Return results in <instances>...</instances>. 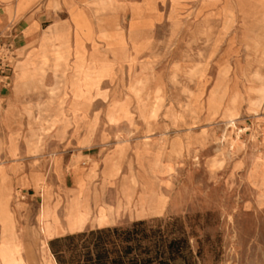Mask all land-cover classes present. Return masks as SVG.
I'll return each mask as SVG.
<instances>
[{
	"label": "rangeland",
	"instance_id": "1",
	"mask_svg": "<svg viewBox=\"0 0 264 264\" xmlns=\"http://www.w3.org/2000/svg\"><path fill=\"white\" fill-rule=\"evenodd\" d=\"M73 1L77 10L84 0ZM117 1L112 19L89 14L93 32L73 9L38 16L39 29L61 21L74 35L69 57L55 73L51 60L41 64L44 48L36 36L28 51H18L16 92L33 94L26 105L40 108L32 116V106L24 105L28 127L19 134L17 158H9L0 143V167L9 173L3 184L12 192L9 208L21 244H6L13 239L0 211V264H44L39 224L50 218L38 222L42 198L32 189L17 193L16 178H30L43 162L49 207L62 220L67 192L74 188L67 168L74 160L86 177L80 198L99 201L115 223L56 239L86 234L93 244L100 231L141 223L151 237L141 246L163 252L166 264H264V98L256 93L264 89V31L242 18L235 0ZM250 1L264 10V0ZM111 21L119 35L97 36ZM3 27L0 36L9 26ZM39 81L36 93L26 89ZM43 109L55 111L39 123ZM82 114L93 125L89 147L80 145ZM230 114L236 129L228 125ZM4 137L0 132V142ZM117 143L119 174L86 184L103 174ZM53 156L64 164L60 175L49 165ZM151 200L154 206H147ZM51 241L44 249L48 262L57 264ZM82 241L74 242L78 250ZM63 244L65 264H77Z\"/></svg>",
	"mask_w": 264,
	"mask_h": 264
},
{
	"label": "crops",
	"instance_id": "2",
	"mask_svg": "<svg viewBox=\"0 0 264 264\" xmlns=\"http://www.w3.org/2000/svg\"><path fill=\"white\" fill-rule=\"evenodd\" d=\"M57 1L59 4V7L60 8L62 7V9H64L62 5V0H57ZM15 2L16 0H12L10 6L8 7L5 4V2L0 1V34H2L1 25L4 26L3 28L9 26L8 28H5L6 31L4 33V36L10 32L11 36L14 38V43H15V48H16V61L13 66V73H12V79H11V85H10L11 91H9L10 87L9 88L0 87V132L6 134V137H4L3 142L1 141L0 143L2 144L1 146H4L5 148V154L11 159L17 158L18 156L17 155L18 154L17 144L21 140L20 139L21 135L19 136V134H22L25 131L26 127H28V116L26 114L24 105H26L25 101L28 100L27 97H30L33 95V94H30L24 97L22 94H18L16 92V87L13 81V74H14V69L19 61L18 51L20 50L28 51V49L33 45V42L35 41L36 33L35 32L31 33L29 30L33 26H36L39 28V25H38L39 17L38 16L41 14L42 15H54L58 11V9L46 7V0H25L24 1L25 4H28V5H26V8H24V10H22L19 15H16L15 9H14ZM39 31H42V30L39 29ZM84 49H85V45H84ZM85 55L87 56L86 49H85ZM26 106L29 109L32 106L31 108L32 116H33V112H36L37 114V111L33 105L27 104ZM52 111H55V110H50V109L41 110V114L38 117L40 118L38 119L39 123L42 121V118H48L49 116H51ZM80 117H81V121L83 122L81 126L84 129V133L80 138V145L83 147H89L90 143L92 142L93 125L87 124L86 122L83 121L85 117L84 114H82ZM35 124H38V123L35 122ZM12 132L15 133V136H13L12 145H10L8 136ZM117 144L121 145V143H117ZM114 146H116V144ZM100 162H101V159H100ZM46 164L48 165V163L45 162V167L47 166ZM76 164H77V161L74 160V161H71L67 167V168H70V176H71V180L74 185V188L69 189L67 192L68 199L65 201L64 206H63L62 220L60 216L55 212V210L49 207L50 192L44 180L43 162L39 163L38 165L36 164V166L34 167L35 172L33 171L30 172V175H31L30 178L24 177V176H22L21 178H19L18 176L16 178L17 186L19 188L17 193H20L23 190L32 189L36 193L40 194L42 198V202L39 207L38 222L42 218V216L44 217L46 207L48 211L50 212V217H48L50 218V220H48L49 223L43 226L39 224V227H40L39 230H40L41 235L43 236L41 246L43 245L46 246L47 241H51L53 239L62 237L67 234L78 233L83 230L92 229V228H96V229L106 228V227H110L114 225L115 223L114 215L109 210H106L105 206L104 207L100 206L101 204H99V201L92 200V199H89V201H87L86 199L82 200L80 198V196L83 194V189L78 184L77 175H83L84 177L85 174H82L81 172H79V169L77 168ZM93 164L95 163L92 162L90 166H92ZM49 165L51 169L53 170V172L57 173L58 175L64 172V169H65L63 167L64 164L63 162H61L59 157L53 156L51 161L49 162ZM146 165L148 166L149 164L146 163ZM96 176H97V179H99L102 182H105L107 180V178L103 177L101 173L99 172L94 176L92 180L86 182V184L92 182ZM7 178H9V173H5L3 168L0 167V211H2L5 216L6 227L7 229H9V231H11V238L13 239V241L6 243V244L12 245V246L16 245L18 247L19 246L21 247V244L19 241V235L15 229V223H14L15 219L9 208V201L11 200L12 192L10 188L5 187L3 184L4 179H7ZM46 192L48 193V199L45 202L44 197L46 196L45 194ZM74 195H76V198L80 201V212L81 214L86 215V220L81 230L69 231L66 227V219L69 216L70 205H71L72 198ZM20 197L22 201L25 200L24 195L21 194ZM22 205H23V202L18 201L17 203L18 208H20ZM54 216L56 218V221L53 220ZM101 217H104L106 220L103 221ZM56 224H58L61 227L62 233L60 234L55 233ZM46 226L50 227L53 231L49 237H46L44 233V228ZM2 244L3 243H0V245ZM46 249H47V246H46ZM47 252H48V249H47Z\"/></svg>",
	"mask_w": 264,
	"mask_h": 264
},
{
	"label": "bare ground",
	"instance_id": "3",
	"mask_svg": "<svg viewBox=\"0 0 264 264\" xmlns=\"http://www.w3.org/2000/svg\"><path fill=\"white\" fill-rule=\"evenodd\" d=\"M0 1L5 2V4L9 7L12 0H0ZM24 1L25 0H16V2L14 4L15 13H17L18 10L19 11L20 10L21 11L24 10V6L28 5V4H25ZM235 2H236L237 11L239 12V14H241L242 18L244 20H246V21H251L253 23L254 27H258L259 31H264V10L262 8H260L257 4H254L253 2H251L250 0H235ZM26 3H28V2H26ZM62 5H63L65 10H66V8L67 9H73V11L76 9V5H75L73 0H62ZM46 7H51L53 9H58V7H59L58 1L57 0H46ZM64 9H62V10H64ZM118 11H119V5H118L117 0H84L81 3V6L77 10H75V12H76L75 16L79 15V16L83 17L87 21V25L90 27V29L93 32L92 26L90 24L89 14H91V16L93 18H97V17H99L101 15H106L109 19H112V15H115ZM59 23H54L53 25L50 24L51 25L50 27H48L47 29L42 30V31H39V28L36 27V26H33L31 28L32 33H34V32L36 33L35 36L38 38V42H39L40 46L44 48V53H42V55L40 56L41 64H45L48 60H51L52 71L54 73L56 71H58V68L61 67L64 62L67 61V59L69 57V53H70V48L72 47V44L74 42V35H73V33H71V31L69 32L70 26L67 25V26L64 27L63 24H59ZM110 32L113 33L116 36L119 35L118 31H117V26H116V24L113 21L104 23L103 29H101V31L97 34V36H99L101 38H108L110 36L109 35ZM91 38H92V36L90 37V39ZM92 42H93V40L91 42H89V43H91V47H92V44H93ZM254 45H256V43ZM250 52L257 53L254 50H252ZM176 68H178V67H176ZM197 69H195V71ZM221 72H222V70H221ZM225 74L226 73H224L223 75H225ZM41 84H42V81L30 82V83H28L26 85V89L29 90V91L33 90L36 93V91L39 90V85H41ZM45 93H47V92H45ZM256 93L259 95L260 99L264 98V89L263 90H257ZM156 107H155V109H156ZM39 108H40V105H37L36 109L38 110ZM151 118H153V117H151ZM46 122H48V121H46ZM227 122H228V125L230 126V128L236 129V122H235V120H233V115L230 116V118H229V120ZM237 130H239V129H237ZM258 131H259V129H258ZM120 147H121V145L116 144V146L113 147V150L110 151L111 154H109V155L111 157H107L106 158L107 166H106L105 170L103 171L102 176L107 178V179H113L119 174V171H120V169H119V159H118L117 156H119V154H120L119 153ZM136 163L138 164V166L141 163L140 158H139V153L136 154ZM131 171H133V170H131ZM133 175H134V173H133ZM85 180H86L85 176L83 177V175H77V181H78L79 185H81V186L85 185ZM141 195H142V193H141ZM120 196H121V194H120ZM146 197H147V194H146ZM47 199L48 198H46V200ZM147 206H151V207L154 206L153 200H151L150 202H147ZM46 210H47V207L45 209L44 217L48 218V217H50V213L46 212ZM101 218H102L103 221L106 220L104 217H101ZM46 220H48V219H46ZM53 220L56 221L55 216L53 217ZM85 220H86V215L81 214V212H80V201L75 196V197L72 198V202H71V205H70V213H69V216L66 219V227H67V229L69 231L81 230ZM52 232L53 231H52V229L50 227L46 226L44 228V233H45L46 237H49L52 234ZM55 233L56 234L62 233V229H61V227L58 224H56ZM40 256H41V259H42L44 264H50L48 262V259H47V256H46L44 245L41 246V248H40ZM20 257L22 258V256H20Z\"/></svg>",
	"mask_w": 264,
	"mask_h": 264
},
{
	"label": "trees",
	"instance_id": "4",
	"mask_svg": "<svg viewBox=\"0 0 264 264\" xmlns=\"http://www.w3.org/2000/svg\"><path fill=\"white\" fill-rule=\"evenodd\" d=\"M141 226L142 224L138 223L126 231H100L93 244L87 241L86 234L55 239L50 242V249L57 264H65L63 254L59 250L62 242L65 243L63 245L66 249H70L71 254L77 256V264L79 258L82 259L83 264H166V259H162L163 252L152 254L149 247L141 246L142 242L151 239L144 230L140 229ZM108 234L114 236L113 242L105 240ZM79 241H82L80 250L78 245L74 244Z\"/></svg>",
	"mask_w": 264,
	"mask_h": 264
},
{
	"label": "built area",
	"instance_id": "5",
	"mask_svg": "<svg viewBox=\"0 0 264 264\" xmlns=\"http://www.w3.org/2000/svg\"><path fill=\"white\" fill-rule=\"evenodd\" d=\"M16 61L14 38L0 36V87L9 88L11 85L13 66Z\"/></svg>",
	"mask_w": 264,
	"mask_h": 264
}]
</instances>
